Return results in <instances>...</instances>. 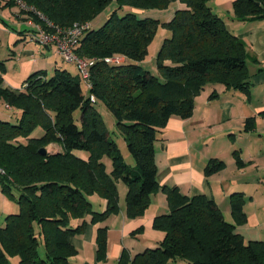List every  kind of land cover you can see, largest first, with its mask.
<instances>
[{"label":"trees","instance_id":"trees-1","mask_svg":"<svg viewBox=\"0 0 264 264\" xmlns=\"http://www.w3.org/2000/svg\"><path fill=\"white\" fill-rule=\"evenodd\" d=\"M22 1L54 25L20 9L46 30L87 24L74 51L91 63L87 79L75 62L78 74L56 64L51 74L37 69L20 88L10 89L0 61V100L9 106L7 117H0V182L18 206L0 224V264H13L15 257L18 264H68L77 252L68 237L119 211V181L126 185L128 217L142 215L157 190L168 205L152 220L162 238L130 258L124 253L119 264H264V240H245L236 227L247 219L243 192L229 194L233 221H228L213 198L183 194L157 181L154 147L167 120L190 116L195 97L208 84L209 98L217 96L216 86L246 92L250 85L247 45L212 10L211 0H177L165 20L137 14L165 9L174 0ZM111 3L104 23L92 28L91 20ZM232 11L242 20L262 18L264 0H234ZM159 27L169 35L156 53L154 74L142 61ZM34 31L32 25L28 38ZM103 110L114 117V130ZM253 123V117L246 118L245 128ZM50 144L59 149L49 151ZM42 147L46 154L39 152ZM225 167L224 160L211 157L204 171L210 175ZM95 197L105 201L103 209L95 208ZM106 230L105 225L96 229L99 258Z\"/></svg>","mask_w":264,"mask_h":264},{"label":"crops","instance_id":"crops-1","mask_svg":"<svg viewBox=\"0 0 264 264\" xmlns=\"http://www.w3.org/2000/svg\"><path fill=\"white\" fill-rule=\"evenodd\" d=\"M233 1L211 0L210 6L228 29L247 45L249 88L242 92L216 86L218 94L213 98L208 97L210 90L204 88L195 97L190 116L173 115L167 120L154 147L157 181L160 185L177 186L183 194H204L213 198L228 221H233L229 194L243 192L246 196L243 210L247 219L236 227L245 240H264V197L257 196L258 189L252 186L255 180L264 181V17L239 19L232 11ZM178 5L174 0L160 12H164L167 19ZM31 29L32 25L17 3L0 0V61L5 63L3 80L10 89L20 88L31 72L43 69L45 46L28 38ZM4 108L5 103L0 100V117L3 118L7 117ZM249 117L254 118V123L246 129L245 119ZM52 146L55 145H49ZM235 152L241 164L236 162ZM211 157L224 160L226 167L206 175L204 169ZM229 170L231 174H228ZM125 193L126 189L122 193L118 186V212L102 222L87 223L82 233L68 237L77 250L68 264H119L124 253L130 258L136 252L156 245L162 238L163 233L153 228L152 220L156 214L168 211L165 194L157 190L142 215L128 217ZM93 202L97 209L105 207L103 199L95 197ZM17 210L16 203L2 191L0 182V224L4 223L7 213ZM104 225L106 243L99 258L96 229ZM248 228L260 231H246ZM126 264H130L129 261ZM168 264L188 263L176 261Z\"/></svg>","mask_w":264,"mask_h":264},{"label":"rangeland","instance_id":"rangeland-1","mask_svg":"<svg viewBox=\"0 0 264 264\" xmlns=\"http://www.w3.org/2000/svg\"><path fill=\"white\" fill-rule=\"evenodd\" d=\"M115 4L111 3L108 6H106L99 14H97L92 20H91V27L92 28H98L100 27L104 21L107 19V17L110 15V13L113 11ZM164 10V9H163ZM162 10L160 9H153L150 10L148 12L145 13H139L137 14L139 17H143V16H151L154 18H160L162 20L166 19V16L164 14V12H160ZM169 33L163 29L162 27H159V29L156 31L154 38L152 39L149 48H148V53L145 56V58L142 61L143 67L148 69L149 71H151L152 73L156 74L157 73V69H156V63H155V58H156V53L158 51V49L160 48L164 37L168 36ZM43 49L46 50V53L44 55V60H43V69H45L48 74H51L54 66L56 64L61 65L62 67L67 68L69 71H71L73 74H78V70L76 68V65L73 62H69V61H65L62 56L56 52L54 50V48L52 46L50 47H44ZM205 89H210V85H206ZM3 112H5V114L8 115L9 113V109L4 108ZM103 116L105 121L107 122V125L109 127L110 130H114V117L106 111H102ZM4 114V113H3ZM14 120V119H13ZM40 131L37 128L34 131V134H38ZM116 135V134H115ZM114 135V136H115ZM122 149V152L125 156V159L130 163L132 162L130 154L128 153L127 149H126V144L124 143V141L120 138V137H115ZM59 149L58 145L52 146L49 148V151H57ZM76 153H80L82 152L81 150H75ZM233 169V168H232ZM232 172L229 170L228 174H231ZM253 174V173H252ZM255 174V173H254ZM250 175V174H249ZM255 177V176H254ZM264 180V179H263ZM260 185V186H259ZM118 186L121 189V192L123 193L124 190L126 189V185L123 184L121 181L118 182ZM253 187H257L258 189V193L256 194L257 196L263 198L264 195H262V188L264 189V181L262 182H258L257 180H255L252 183ZM15 188H13V193H15ZM264 192V191H263ZM164 199V198H163ZM11 200V199H10ZM246 231H252V232H259L260 230H258V228H248V230ZM17 258H13L11 259L13 262V264H18V261L16 260Z\"/></svg>","mask_w":264,"mask_h":264},{"label":"built area","instance_id":"built-area-1","mask_svg":"<svg viewBox=\"0 0 264 264\" xmlns=\"http://www.w3.org/2000/svg\"><path fill=\"white\" fill-rule=\"evenodd\" d=\"M16 2L21 10L32 11L37 14L42 21L47 22L50 28L54 26L33 6L26 5L22 0H17ZM27 22L35 27V31L31 32L29 36L31 40L37 41L42 45L54 46L56 52H58L65 61L76 63L81 77L85 79L88 78V65L91 62L79 57L74 51L78 38L87 24L74 23L72 27L66 29L54 28V30L51 31L46 30L41 24L35 23L32 17L27 18ZM5 106L7 108L9 107L7 104ZM1 174H4V170L0 167V175Z\"/></svg>","mask_w":264,"mask_h":264},{"label":"water","instance_id":"water-1","mask_svg":"<svg viewBox=\"0 0 264 264\" xmlns=\"http://www.w3.org/2000/svg\"><path fill=\"white\" fill-rule=\"evenodd\" d=\"M39 152L42 153V154H46L47 149L45 147H42V148L39 149Z\"/></svg>","mask_w":264,"mask_h":264}]
</instances>
